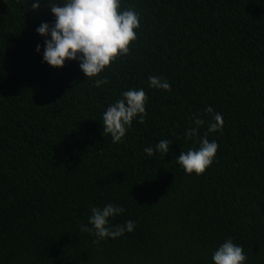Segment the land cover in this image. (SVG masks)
Instances as JSON below:
<instances>
[{
	"label": "trees",
	"instance_id": "trees-1",
	"mask_svg": "<svg viewBox=\"0 0 264 264\" xmlns=\"http://www.w3.org/2000/svg\"><path fill=\"white\" fill-rule=\"evenodd\" d=\"M31 2L0 0V264H214L228 238L264 264V0H121L141 14L137 39L92 78L43 62L36 29L55 17ZM132 88L144 122L113 143L102 114ZM216 113L214 162L187 174L175 158ZM160 140L169 152L148 156ZM108 203L125 209L112 226L135 228L94 243L80 226Z\"/></svg>",
	"mask_w": 264,
	"mask_h": 264
},
{
	"label": "clouds",
	"instance_id": "clouds-1",
	"mask_svg": "<svg viewBox=\"0 0 264 264\" xmlns=\"http://www.w3.org/2000/svg\"><path fill=\"white\" fill-rule=\"evenodd\" d=\"M43 0H32L31 8L39 9ZM48 6L54 14V23L42 22L36 29L45 37L43 45V62L52 67H63L67 60L79 62V67L87 78L98 76L107 66L119 56L128 54L130 43L137 39L136 29L140 28L141 14L134 8L122 9L121 0H62L60 3L48 0ZM37 45L36 51H41ZM150 87L171 90L166 79L158 76L148 78ZM107 78L97 79L96 86L107 83ZM147 95L143 88L128 89L121 98L110 104L102 114L103 134H110L113 143L121 142L133 121L144 122L146 115ZM212 113L213 109H206ZM203 120L196 117L195 124L200 126ZM224 120L216 113L209 122L208 130L200 138L199 147L181 152L175 159L187 174L205 173L217 154L218 143L211 142L208 133L222 131ZM197 128H192L189 136H195ZM169 141L160 140L153 147L144 149L148 156L155 151L167 154ZM88 222L91 225H81L82 232H94L99 243L106 238H118L125 232L135 228L133 220H127L122 225L112 226L110 219L122 214L125 209L116 204L108 203L103 207H91ZM247 256L243 247L233 242L231 238L220 244L212 254L214 264H245Z\"/></svg>",
	"mask_w": 264,
	"mask_h": 264
}]
</instances>
